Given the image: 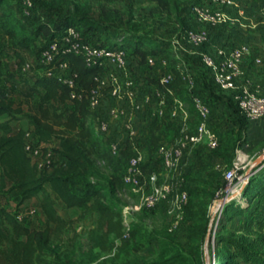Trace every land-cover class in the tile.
I'll return each mask as SVG.
<instances>
[{
	"label": "trees",
	"instance_id": "1",
	"mask_svg": "<svg viewBox=\"0 0 264 264\" xmlns=\"http://www.w3.org/2000/svg\"><path fill=\"white\" fill-rule=\"evenodd\" d=\"M158 2L162 9L175 4L174 0H158ZM238 2L247 15L246 8L240 0ZM41 3L40 6L46 10L63 9L62 18L57 21L51 19L43 21V18L49 15L42 16L34 12L35 4L33 3L30 16H26L30 18V22L27 23L15 10V6L19 4L23 7L24 13V2L13 3L12 0H0V37L16 41L14 47L18 56L22 51L29 52L32 46L38 43L40 37H43L50 45L62 39L69 27H74L81 33V39L86 43L94 46L124 48L133 60L131 68L136 70L139 81L146 86H159L167 98L169 96L167 89L159 83L160 74L155 75L154 68L148 64L150 58H164L167 60V67L163 72L173 74V81L169 87L188 104L191 116L195 119L194 123L199 122L182 76L187 68L180 66L181 61L170 56L171 43L143 35L125 37L120 41L115 40L112 46L109 41L107 44L92 42L91 39L98 33L104 32L105 28L94 21L84 7L69 0H48ZM195 5L199 4L194 3L192 8ZM52 24L55 26L52 27ZM32 30L35 35H32ZM211 44L210 39V44L205 45L209 47ZM61 62H67L68 78L74 81L75 86L71 87L65 82L57 66L51 68L54 73L52 76L45 74L35 77L28 92L23 94V101L28 110L27 115L22 109H15L8 104L4 97L11 93L0 87L2 94L0 97V193L11 197L19 206L41 197V209L45 217L44 229L30 228L24 221L0 205V264H50L49 258L57 255L56 250L59 247L55 244V240L60 239L71 223L57 212L56 199L48 193L47 186L66 208L98 215L90 238L93 248L99 252L113 254L117 258L130 241L136 242L140 237L137 223L132 222L128 227L126 226L124 216L126 205L122 197L126 189L131 191V188L123 182L132 154L130 140L125 138L121 143L119 156H114L112 152L114 139L100 132L98 126L103 119L102 114L99 109L91 108L92 92L99 85L96 78L100 76L102 68L89 67L82 55L70 52L62 53L58 57L56 64ZM190 69L187 70L195 80L194 93L200 95L210 107L213 105L231 110V106L235 104L236 111L240 112L232 94L223 93L214 83L213 77V84L217 90L212 88L205 74L202 78L205 81H202L199 75ZM149 71L153 76L147 75ZM208 72L212 76L209 69ZM232 110L231 114L234 119H237L235 122L238 129L233 131L234 133L230 132L229 135L236 138L234 143L243 146L242 141L245 142L246 138L242 137L239 129H243L245 136L248 119L241 112L234 115ZM20 116L27 120L28 130L20 127L15 133L12 122H19ZM143 119H147V116L141 114L139 120ZM139 120L138 122H141ZM146 130L145 152L154 161L158 147L163 143L171 142L175 131L166 120L158 116L149 119ZM29 133L34 134L39 145H50L57 142L56 152L62 158V163L52 173L47 175L41 173L38 165L27 152ZM221 145L220 143L219 147ZM219 147L215 150L219 151ZM220 149L219 155L223 162H229L227 164V170H229L234 162L233 151L224 150L222 147ZM200 155L201 153H198V157ZM188 176L189 174L186 175L184 172L186 190ZM263 180L264 167L258 177L249 180L242 195L246 202L250 203L251 200L258 198ZM190 194L192 191H188L189 199ZM157 210L158 208L143 209L140 212L155 214L159 212ZM247 211L248 209L241 202L233 201L224 211L226 222L232 218L231 215L237 216ZM208 222L209 219H204L201 223L199 233L201 238H205ZM248 225H256L264 230V211L263 215H253ZM170 226L169 223L164 238H158L159 246L165 252L169 243L174 241L176 232V230L170 231ZM126 234H129L128 238H125ZM231 244L235 242L231 241ZM234 248V253H229L217 260V264H241L242 262L264 264V261H255L238 246L235 245ZM185 259L186 257L181 254L167 260L161 257L158 264L182 263ZM196 260L197 264H206L203 255L199 253Z\"/></svg>",
	"mask_w": 264,
	"mask_h": 264
},
{
	"label": "rangeland",
	"instance_id": "2",
	"mask_svg": "<svg viewBox=\"0 0 264 264\" xmlns=\"http://www.w3.org/2000/svg\"><path fill=\"white\" fill-rule=\"evenodd\" d=\"M13 3H22L31 1L35 4L34 12L42 16L49 15L43 18V21H57L62 18L63 9L46 10L41 7V2L48 0H12ZM84 7L89 16L96 22L104 26L105 31L98 33L92 42L99 44H114L115 40L120 41L125 37L133 35L149 36L153 39L171 43L170 56L181 61L180 66L187 69H192L199 75L202 81L204 74L212 88L217 90L213 84L212 76L208 69L200 60V54L209 51L207 45L202 47H194L185 42L174 47V42L180 40V37L185 29H193L205 31L209 34L210 39L213 32L220 35H229L230 43H221L217 40H212L214 48L218 47H236L244 43H249L244 39L243 34L239 29L242 27L245 20L237 27L222 25L219 27H211L197 21L192 13V6L197 3L201 6H208L207 0H174L175 4L169 5L166 9H162L158 0H69ZM253 1L256 5L251 4ZM240 3L246 8L247 16H253V9L260 7L259 12L264 7V1L260 0H240ZM23 7L18 4L15 10L20 18L29 23L30 18H27L23 13ZM257 11V10H256ZM257 14V22L261 19ZM247 17V18H248ZM55 24H52L54 27ZM252 35L247 32L248 39L255 40L256 32L258 37H264V25L250 30ZM35 35L34 30L31 31ZM238 33V34H236ZM239 38L235 41V38ZM234 42L237 44H234ZM16 41L6 37H0V87L11 93L5 95L4 99L10 106L17 109L20 108L24 114H28L27 105L23 101V94L28 92L29 86L33 84L34 78L47 74L51 68L47 60L42 57L43 50L49 45L43 37H40L38 43L32 46L29 52L22 51L20 56L15 53L14 44ZM250 46V45H249ZM190 69V70H191ZM150 72V71H149ZM148 72V76L153 74ZM155 75L163 72V68L158 66L155 70ZM140 84L143 85L141 81ZM146 86V85H145ZM222 94V92H220ZM2 94L0 93V97ZM103 101L105 107L116 106L118 101H114L108 94L104 95ZM210 103V102H209ZM125 109L128 104H123ZM232 112L234 115L240 112L236 111V105L233 104ZM105 108V109H106ZM212 115L209 126L212 131L220 137L219 151H212L205 143L204 152L195 160H187L189 167H196L198 173L194 171L187 177V190L190 194V199L183 209V220L179 229L176 230L174 241L167 246V251L159 246L158 238L162 239L165 236L167 225L170 223V217L166 214V207L161 205L158 207L159 212L155 214H143L136 211L134 207L140 203L139 198L129 189H126L122 195L126 207H129L127 213V224L135 222L139 225L140 237L138 241H130L127 247L120 252V256L115 258L113 254L99 252L94 249L91 242V231L96 225L98 218L97 214H85L81 210L68 209L64 203L52 192L47 186L48 193L56 199V210L62 218L70 221V227L64 231L60 239L55 240V244L59 247L56 250L57 255L49 258L50 264H158L159 259H170L181 254L186 259L182 263L176 264H197L198 253L203 255L206 264H217L220 260L229 253H234V246H238L244 250L248 256L255 261H264V230L256 225H248L253 215H263L264 211V180L260 186V194L255 200L250 203L243 198V193L234 198V200L223 202L224 208L217 211L221 201H218V192L225 184V173L228 168V161L223 162L219 152L222 149L233 151L234 160L237 158V150L242 148L246 155L250 156L244 164L248 166L245 170V175L248 173L251 178L258 177L263 169V163H258L259 152H261L264 143H261L257 148L247 146L246 140L244 144L234 143L236 138L229 135L238 129L234 116L231 110L225 107H216L211 105ZM127 119L121 121L122 134L125 133ZM14 132H18L22 127L28 130L27 120L20 116L19 122H12ZM233 130H230V129ZM230 130V131H229ZM244 136L243 129H239ZM117 127H114L111 134L118 136ZM27 144L31 147L29 152L35 163H41L43 169L41 173L47 175L62 163V158L56 152L58 148L57 142L50 145L38 144L37 138L33 133L27 136ZM228 147V148H226ZM201 153V152H199ZM49 156V157H48ZM48 157V159H47ZM50 162H47V161ZM147 161L152 164L151 158L147 156ZM250 164V165H248ZM255 164V167H253ZM102 167L106 169L103 165ZM162 181H168L166 174L161 173ZM261 180V179H260ZM250 182V181H249ZM248 182V183H249ZM243 185L246 188L247 184ZM194 191V192H193ZM197 194V195H196ZM41 197L32 199L30 202L19 206L11 197L4 193H0V205L8 209L13 215L22 217V221L34 229L45 228V217L41 209ZM241 202L247 212L241 215H234L226 222L224 211L233 202ZM249 205V206H248ZM157 210V211H158ZM33 211V213H32ZM256 213V214H255ZM204 219H209L208 227L205 232V238H201V223ZM209 237V239H208ZM226 238L227 240H222ZM231 241L235 244H231ZM241 264H248L242 262Z\"/></svg>",
	"mask_w": 264,
	"mask_h": 264
},
{
	"label": "built area",
	"instance_id": "3",
	"mask_svg": "<svg viewBox=\"0 0 264 264\" xmlns=\"http://www.w3.org/2000/svg\"><path fill=\"white\" fill-rule=\"evenodd\" d=\"M207 3L210 7L195 5L192 8L193 15L202 24L232 27L241 25L242 21L247 19L246 12L238 0H207ZM24 4V14L30 16L33 3L25 1ZM261 12L264 16V7ZM181 42L201 47L210 44V38L205 31L185 29L180 40L174 42V47L180 46ZM67 52L82 55L89 67L102 68L100 76L96 78L99 85L92 92L91 108L99 109L102 114L103 119L98 126L100 132L114 139L112 144L114 156H119L123 140L125 138L130 140L132 154L123 182L139 198L140 203L134 209L136 211L154 210L164 205L166 214L171 219L169 230H177L183 220V209L189 200L183 177L187 164L186 154L204 143L210 150L217 149L220 144L217 133L209 126L212 108L200 95L194 93L193 75L187 69L182 73L189 98L199 119L198 123H194L195 119L191 116L188 104L169 87L173 81L172 73L165 71L160 73L159 83L167 89L169 95L167 98L159 86L140 84L141 87H138V75L136 70L131 68L133 60L124 48L94 46L86 43L81 39V33L76 28L69 27L62 39L56 40L43 50L42 57L48 61L51 68L55 66L59 68L65 82L71 87L75 84L71 78H68L67 62L56 64L58 57ZM249 54V45L242 44L232 48L218 47L214 53H201L200 57L205 67L210 70L216 86L223 93L232 94L241 114L249 121H259L264 119V94L249 86L241 85L245 74L244 59ZM148 64L154 70L158 66L165 70L167 60L150 58ZM51 68L47 72L48 76L54 74ZM105 94L114 101H118V105L106 108L103 101ZM126 103L128 106L125 109L123 104ZM141 114L146 115L147 119L139 120ZM156 116L166 120L175 131V135L171 142L163 143L158 147L155 160L149 164L145 152L146 127L149 119ZM123 119H127L124 134L120 127ZM114 127L120 130L118 136L111 134ZM30 151L31 147L27 145V152ZM249 157L242 148L237 150V158L232 167L226 171L225 184L218 192V198H220L218 201L221 202L217 211L221 209L222 212L223 202L234 200L243 185L249 182L250 175L248 173L245 175L248 166L244 165ZM37 165L40 170L43 169L44 165L41 163ZM253 165L255 167V164ZM161 173L166 174L168 181L161 180ZM129 209L126 207L124 212L127 227L129 226L127 224ZM18 218L22 220L21 216ZM128 236L129 234H126L125 238Z\"/></svg>",
	"mask_w": 264,
	"mask_h": 264
},
{
	"label": "crops",
	"instance_id": "4",
	"mask_svg": "<svg viewBox=\"0 0 264 264\" xmlns=\"http://www.w3.org/2000/svg\"><path fill=\"white\" fill-rule=\"evenodd\" d=\"M260 1V0H257ZM251 4L256 5V2L253 1ZM257 10V11H256ZM260 10V7L253 9V16L248 17L242 27L239 29L241 32L240 34H243V37H239L240 39H244L248 41V45H250V54L247 55L244 59V77L241 80V85L243 86H249L253 90H258L261 94H264V37H258L259 33L256 32L255 40L248 39L247 32H249L250 35H252V31L258 26L264 25V16L262 12L258 11ZM257 14L260 16V21L257 22V18H254V16L257 17ZM238 34V33H236ZM239 38H235V41H238ZM212 40H217L221 43H230L229 35H220V33L213 32L211 35ZM234 44H236L234 42ZM247 44V43H246ZM237 45V44H236ZM209 52L214 53L215 48L214 45L211 44V46L208 47ZM231 48V47H227ZM245 137H246V144L247 146H250L251 148H257L261 143H264V119L259 121H249L248 125L245 131ZM204 144H201L197 146L194 151L188 152L186 154L187 160H197L198 153L201 152V154L204 152ZM197 151V152H196ZM194 152V153H193ZM264 153V147L261 149V152H259V157ZM198 173V169L196 167H189V165H185V174L188 175L192 172ZM53 197V196H52ZM54 198V197H53Z\"/></svg>",
	"mask_w": 264,
	"mask_h": 264
},
{
	"label": "water",
	"instance_id": "5",
	"mask_svg": "<svg viewBox=\"0 0 264 264\" xmlns=\"http://www.w3.org/2000/svg\"><path fill=\"white\" fill-rule=\"evenodd\" d=\"M257 162L258 163H264V153L257 159ZM243 192H245V188H243L241 191H240V193H243ZM208 239H209V237H208Z\"/></svg>",
	"mask_w": 264,
	"mask_h": 264
}]
</instances>
